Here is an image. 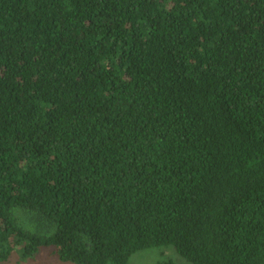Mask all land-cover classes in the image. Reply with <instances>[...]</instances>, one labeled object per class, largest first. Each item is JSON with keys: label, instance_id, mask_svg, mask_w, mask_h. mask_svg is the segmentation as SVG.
Here are the masks:
<instances>
[{"label": "trees", "instance_id": "obj_1", "mask_svg": "<svg viewBox=\"0 0 264 264\" xmlns=\"http://www.w3.org/2000/svg\"><path fill=\"white\" fill-rule=\"evenodd\" d=\"M42 248L264 264V0H0V264Z\"/></svg>", "mask_w": 264, "mask_h": 264}, {"label": "rangeland", "instance_id": "obj_2", "mask_svg": "<svg viewBox=\"0 0 264 264\" xmlns=\"http://www.w3.org/2000/svg\"><path fill=\"white\" fill-rule=\"evenodd\" d=\"M173 260L177 264H188L179 254L173 249L152 248L142 250L134 254L128 264H161L165 260ZM6 264H73L63 262L59 259L55 250L52 248H42L39 255L35 258H24L20 251H15L10 260Z\"/></svg>", "mask_w": 264, "mask_h": 264}]
</instances>
